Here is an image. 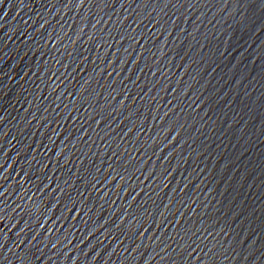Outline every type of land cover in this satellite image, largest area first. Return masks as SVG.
<instances>
[{"label": "water", "instance_id": "1", "mask_svg": "<svg viewBox=\"0 0 264 264\" xmlns=\"http://www.w3.org/2000/svg\"><path fill=\"white\" fill-rule=\"evenodd\" d=\"M0 264H264V0H0Z\"/></svg>", "mask_w": 264, "mask_h": 264}]
</instances>
